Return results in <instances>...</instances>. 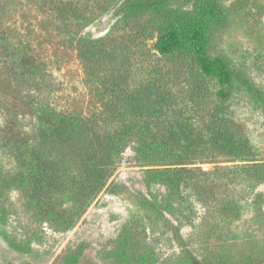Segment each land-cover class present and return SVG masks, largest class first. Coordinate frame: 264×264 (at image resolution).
Instances as JSON below:
<instances>
[{"label":"trees","instance_id":"trees-1","mask_svg":"<svg viewBox=\"0 0 264 264\" xmlns=\"http://www.w3.org/2000/svg\"><path fill=\"white\" fill-rule=\"evenodd\" d=\"M195 1L124 0L117 9L120 22L130 21L136 25L135 35H145L142 48L135 47L128 34L92 39L81 35L84 26H74L73 33L67 23L73 14L61 9V24L75 43L92 99L89 113L71 114L56 111L45 100L47 74L12 39L0 0V154L13 161L6 169L0 160V236L6 208L2 198L13 190L21 193L37 223L58 233L74 229L127 150L136 166L145 169L147 183L168 193L169 198L155 201L161 218L178 211L175 201L184 190L221 216L239 217L226 189L237 181L235 170L240 168L248 181L263 183L264 162L228 106L235 79H245L227 59L210 51L214 30L224 22L220 6L207 0L194 12L169 13L174 5ZM102 3L96 15L107 9V2ZM77 13L74 23L85 19ZM151 31H156V39L146 51L143 43L154 38L148 37ZM137 54L139 66L133 59ZM211 82L220 88L212 91ZM207 164L212 169L202 167ZM175 237L183 241L180 229ZM138 239L134 232H124L114 256L120 264L150 263ZM186 260L264 264V259L234 262L226 255L201 260L189 251Z\"/></svg>","mask_w":264,"mask_h":264},{"label":"rangeland","instance_id":"rangeland-1","mask_svg":"<svg viewBox=\"0 0 264 264\" xmlns=\"http://www.w3.org/2000/svg\"><path fill=\"white\" fill-rule=\"evenodd\" d=\"M124 0H2L5 27L20 47L42 66L49 80L45 100L60 113H89L91 96L83 80L66 26L61 24L63 8L73 14L67 20L73 33L84 26V37H112L135 40L142 48L144 36L134 34L136 25L120 22L118 6ZM207 0L174 5L169 13L194 12ZM224 14V22L214 30L210 51L227 59L245 82L235 79L229 90L230 114L245 132L258 159L264 162V0H213ZM102 2L105 13L96 15ZM74 12L85 19L74 23ZM83 12V13H81ZM118 25V26H117ZM77 28H75V27ZM153 28V27H152ZM156 28V25H155ZM70 30V29H69ZM135 31V30H134ZM152 32V31H151ZM143 43L152 50L156 39ZM134 63L139 66L137 54ZM156 66V63H155ZM212 91L220 87L211 82ZM6 169L11 158L0 154ZM205 170L213 165H202ZM232 173V171H230ZM237 181L227 197L237 203L239 217L221 216L215 208L204 207L189 190L177 198V212L161 218L155 201L169 198L166 190L148 184L145 169L136 166L130 150L124 153L114 175L97 196L79 223L69 232H55L48 224H39L25 199L17 190L3 197L4 235L0 236V264H120L115 259L118 242L125 231L137 234L138 242L149 255V264H188L186 252L201 260H216L223 255L234 262L264 259V182L248 181L243 169L235 170ZM180 229L183 241L175 237ZM12 245L20 248L16 249Z\"/></svg>","mask_w":264,"mask_h":264}]
</instances>
